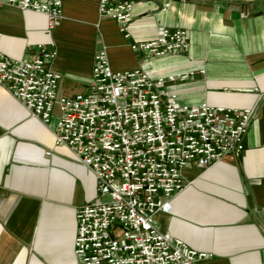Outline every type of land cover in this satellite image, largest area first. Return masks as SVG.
I'll use <instances>...</instances> for the list:
<instances>
[{
  "label": "crops",
  "instance_id": "crops-1",
  "mask_svg": "<svg viewBox=\"0 0 264 264\" xmlns=\"http://www.w3.org/2000/svg\"><path fill=\"white\" fill-rule=\"evenodd\" d=\"M99 1L64 0L53 28L44 14L4 5L0 50L12 60L32 59L39 44L53 50L58 96L86 92L94 53L104 50L114 71L166 77L203 70L172 83L181 104L255 107L241 157L185 169L184 189L156 223L210 254L197 264H261L264 0H169L166 9L167 0H125L132 4L125 25L100 16ZM163 27L186 30L188 48L159 58L131 49ZM56 112L43 123L0 85V264H78L75 211L95 200V177L71 149L55 144Z\"/></svg>",
  "mask_w": 264,
  "mask_h": 264
},
{
  "label": "built area",
  "instance_id": "built-area-1",
  "mask_svg": "<svg viewBox=\"0 0 264 264\" xmlns=\"http://www.w3.org/2000/svg\"><path fill=\"white\" fill-rule=\"evenodd\" d=\"M63 1L0 0V7L44 14L53 28ZM168 6L169 0L163 9ZM98 12L125 25L132 4L100 0ZM188 46L186 30L163 27L131 49L159 58ZM35 51L32 59L12 60L0 50V85L43 123L57 107L55 144L71 149L95 177V200L75 211L78 264H197L209 257L163 231L156 216L171 211L172 198L185 187V169L241 157L255 107L181 104L172 83L203 70L166 77L140 68L114 71L104 50L94 53L88 90L58 96L60 74L50 66L56 53L41 44Z\"/></svg>",
  "mask_w": 264,
  "mask_h": 264
},
{
  "label": "rangeland",
  "instance_id": "rangeland-1",
  "mask_svg": "<svg viewBox=\"0 0 264 264\" xmlns=\"http://www.w3.org/2000/svg\"><path fill=\"white\" fill-rule=\"evenodd\" d=\"M56 111L58 112V108H57V107H55V112H56ZM57 112H56V113H57ZM102 199L106 201V200L109 199V197H108V196H104Z\"/></svg>",
  "mask_w": 264,
  "mask_h": 264
}]
</instances>
